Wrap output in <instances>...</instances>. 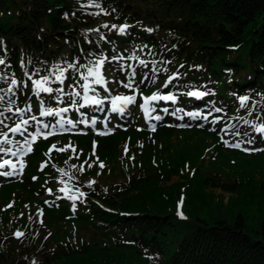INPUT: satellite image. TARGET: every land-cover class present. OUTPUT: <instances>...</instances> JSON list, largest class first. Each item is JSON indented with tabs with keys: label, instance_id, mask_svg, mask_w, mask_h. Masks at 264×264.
<instances>
[{
	"label": "trees",
	"instance_id": "16d2710c",
	"mask_svg": "<svg viewBox=\"0 0 264 264\" xmlns=\"http://www.w3.org/2000/svg\"><path fill=\"white\" fill-rule=\"evenodd\" d=\"M95 2L108 14L90 15L99 9L81 7L89 0H0V59L5 61L0 65V77H4L0 79V96L4 97L0 101V111L8 107L9 100L15 101L13 112H5L0 117L5 125L14 126L21 118L32 115L38 117L40 99L45 101L46 107L65 104L70 116H76L78 110L85 113L88 109H96L95 114L100 117L118 120L115 112L111 111L109 94L99 85L92 86L96 89L95 94L102 99L107 97L100 112L94 105L73 108L67 96L61 97L63 103L50 99L46 93L37 97L33 94L31 81L25 76V72L31 73L36 69L41 70L40 75H48L55 66L63 68L68 63L88 66L89 62L106 57L101 74L109 81V91L130 92L123 83L127 82L129 73L135 72L139 91L174 89L178 94L179 108L203 104L204 115L211 110L208 121H192L186 128L198 130L203 136L217 135L220 148L232 149L223 142V138L230 145L231 141H246L251 137H257L254 145L264 147V140L239 119L243 117L257 124L264 121V112L260 111L264 108V0ZM105 24H128L130 27L124 34H119L115 29L101 27ZM93 29L98 31H90ZM141 60L145 62L143 65ZM80 73L86 74L87 67L79 68L78 72L69 69L63 84L57 81L47 86L70 92L68 85L72 84L83 95L79 87L83 83ZM142 78L144 83H140ZM12 79H16L18 84L11 85ZM50 79L55 80V77ZM166 79L167 87L162 84ZM9 87H13L15 95L7 93ZM191 88H201L209 94L199 99L189 97L186 93ZM240 96L249 97L247 107H240ZM253 104L256 108L249 116ZM28 105L32 112L15 114L16 107L23 109ZM217 107L221 112L214 111ZM138 116L139 112L133 111L122 117L133 122ZM213 118H217L215 124L210 123ZM31 123L29 120L28 126L31 127ZM201 124L204 127H198ZM115 129L116 133L103 137L109 149L115 136L136 130L135 127ZM177 129V125H166L165 122L158 128L165 134ZM237 130L240 134L234 135ZM0 131H7V128L0 125ZM245 132L250 135H244ZM87 133L92 135L93 132ZM48 141L55 143L59 139ZM70 141L75 145L74 140L70 138ZM107 145L103 150H108ZM57 149L62 148L54 149L47 166L40 170L46 174L33 175L37 178L35 180L26 174L19 180H10L3 185L0 194L16 191L21 198H31L35 193L51 189L46 201L56 207L60 218L91 220L103 228L105 234L117 240V248L106 253L107 258L117 264H264V221L255 229L261 235L255 236L245 229L240 214L233 223L220 217L199 223L192 218L176 217L171 211L175 208L181 186L184 187L186 182L184 203L186 209L192 210L213 200L211 187L229 192L241 189L247 191L245 195H252V189L243 188L242 182H229L215 172L205 175L195 172L190 177L180 171L179 180L161 185V180L153 173L155 171H140L130 174V185L123 191L122 184L108 188L94 178H84V165L72 161L78 156H70L69 149L63 152ZM181 162H176L169 170L177 171L176 166ZM28 164L36 172L35 163L30 162V158ZM81 165L83 171L79 170ZM58 169H64L65 174L62 175ZM90 181L95 183L89 186ZM13 186L22 190H15ZM260 187H264V180ZM61 188L65 191L61 192ZM126 192L130 194L125 196ZM230 200L231 196L226 203ZM17 231L23 232L24 236L16 238L13 234ZM128 249L131 255L124 257V250ZM72 252L80 250L70 251L59 244L49 246L45 240L40 242V234L35 230L0 228V264H33V261L50 264ZM80 253L88 256L87 250ZM71 260L69 257L66 262Z\"/></svg>",
	"mask_w": 264,
	"mask_h": 264
},
{
	"label": "rangeland",
	"instance_id": "374dc122",
	"mask_svg": "<svg viewBox=\"0 0 264 264\" xmlns=\"http://www.w3.org/2000/svg\"><path fill=\"white\" fill-rule=\"evenodd\" d=\"M165 83H167L166 80H162V84ZM148 92V90L144 91L143 94ZM199 109L193 107L189 112L201 113ZM169 113L173 117L171 111ZM191 118L189 116L188 120ZM142 123L148 125L144 126L140 123L138 129L115 136L111 149L107 143L103 142V137H106V134L91 136L78 133V130L69 135L62 133L53 135V140L59 139L53 144L48 140L40 143L36 140L32 144L33 151L22 154L29 156L30 162L35 163L36 172L32 171L30 169L32 165L28 164L23 168L26 172L22 175L46 174L47 172H40V165L43 162L47 165L53 150L48 155L46 153L52 145H55L56 148L71 150L70 156H78L72 161L76 162L75 164L81 162L84 165L86 168L83 174L84 178H94L96 182L108 188L115 184H122L123 191L130 185V174L140 171L147 173L155 171L153 173L161 180L159 181L161 185L179 180L178 172L180 171L186 172L190 177L195 172L200 175L215 172L229 182H242L243 188L252 189L253 194L245 195L247 191L241 189L229 192L220 187H211L210 190L214 195L213 200L211 199L208 203L199 204L192 210L189 207L186 209L183 202L181 210L184 218H192L196 222L203 223L204 221H213L214 217H220L233 223L237 215L240 214L243 217L245 229L252 235H261L256 233L255 229L260 227L261 221H264V187H260V182L264 180V153L251 156L244 151L246 154L236 149L220 148L217 145L219 139H217V135L203 136L195 129L180 128L165 134L157 128L154 131L150 130L149 125L151 124L145 120ZM132 125L134 124L129 126ZM22 128L24 127L22 126ZM106 129L107 131L111 130L110 128ZM67 137L74 140L75 145ZM93 142L96 145L94 155ZM236 142L240 141L232 143ZM105 144L108 150H103ZM125 146H127V152H125ZM73 148L76 151H73ZM181 160L182 162L176 166L177 171L172 169L171 172L169 169ZM100 163L104 164L103 168L99 167ZM89 164L92 166L89 167ZM167 177L168 179H166ZM4 184H0V190ZM183 185L184 187L181 186L180 191L185 190L187 182ZM12 188L22 190L16 186ZM46 194L47 190L35 193L31 198H21V196H17L16 191H10L7 195L0 194V228L12 231L29 228L39 232L40 242L45 240L49 246L59 244V246L69 248L70 251H88V256L80 252H72L50 264H117L115 260H109L106 256L108 251L117 248L115 245L117 240L114 237L105 234V230L94 225L95 223L91 220H79L76 217L60 218L56 207L53 208L49 203H45ZM128 194L126 192L125 196ZM229 196L232 197V200L227 204L226 200ZM9 203L12 204V207H6ZM174 210L178 209L174 208ZM174 210L171 211L176 217L181 218ZM38 211H42V216L37 215ZM174 244L175 241L172 245ZM126 251L124 250V257H127L128 254L131 255L129 249ZM69 257L72 260L66 262Z\"/></svg>",
	"mask_w": 264,
	"mask_h": 264
},
{
	"label": "snow or ice",
	"instance_id": "6c2138e0",
	"mask_svg": "<svg viewBox=\"0 0 264 264\" xmlns=\"http://www.w3.org/2000/svg\"><path fill=\"white\" fill-rule=\"evenodd\" d=\"M82 8H87V7H95L96 9H99L98 12L95 13H89L90 15H99L101 13L107 15L108 13L106 10H104L99 3H96L95 0H89L88 4H82ZM101 27L104 28H110V29H115L118 31L119 34H124L126 29L130 27L128 24H123V25H102ZM90 31H98V29H93ZM148 31H152L151 29H148ZM101 39H105V37L101 36ZM123 57H113V59H122ZM106 60V57H100L95 60L94 63L89 62L88 66L85 65H76L72 63H68L66 67H60L59 65L55 66L54 70H49L48 75H40L41 70L36 69L34 72H25V76L29 81H31L32 85V91L33 94L37 97H40L41 93H46L49 94L50 99L56 100L58 103H63L64 101L61 99V97L67 96L71 100V106L73 108H83L85 105H94L99 107L100 109L103 108L105 99L98 98V96L95 94L96 89L92 87L93 85H99L101 86L105 92H108L109 89L106 87V84L108 83L105 79V77L101 74V68L104 65ZM145 62L143 60L140 61V64H144ZM5 64V61L3 59H0V65ZM87 67V73H80V80L83 81V83L79 84V87L82 88L83 90V95H81V92L76 90V86L69 84L68 87L71 89L70 92H66L63 88H52L50 86H47L51 83L59 82L61 84L64 83L65 81V73L68 72L69 69H72L76 72L79 71V68H84ZM34 76H37L39 78H33ZM54 76L55 80H51L50 77ZM91 78V80H90ZM146 78V77H145ZM0 79H4V77H0ZM172 77H169V80H171ZM140 83H144V78L141 79ZM18 81L16 79L11 80V85H17ZM167 87V84L164 85ZM123 87L130 90L132 92L131 95H114L110 97V103H111V111L113 112H119L121 115L125 113V110L128 108V106L133 105L137 101V90L139 88V84L136 83L135 81V72L129 73L128 74V79L126 83H123ZM92 92L94 93L93 95H89V93ZM7 93H10L12 95H15V90L13 87H9L7 89ZM56 93L57 95L53 96L52 94ZM209 93L202 92V91H188L186 93L187 96L189 97H196L197 99L204 97L205 95H208ZM142 95V94H141ZM239 102H240V107L245 108L247 107V101L249 100L248 96H240L238 97ZM4 97L0 96V101H3ZM83 101L81 103L80 101ZM143 102L139 104V107L142 109L145 118L147 119L149 117V114L151 112H154L156 109L151 107V102L157 101V100H164V101H172L173 103L176 102V96L173 95L172 93H168L166 95H162L158 92H154L151 95L148 96H143L142 97ZM15 104V101L9 100L8 102V107L4 108L2 111H0V117L4 116L5 112H13V105ZM256 108V104H253V109H249V116L253 114V110ZM69 111L68 107H60L58 109H53L51 107H46L45 106V101L43 99L39 100V115L40 116H60L62 113H67ZM165 113L168 112V109L165 108L163 109ZM181 109H176L175 112L171 113L172 115L176 116L177 113L181 112ZM214 111L219 113L221 112V108H214ZM261 112H264V108L260 109ZM15 114H20V113H30L32 112V107L30 105L26 106L25 108H19L16 107L14 109ZM212 112L211 110L209 111L208 115H202L200 112H187L184 113V115L192 117V119L197 120V119H203L205 121H208L209 116H211ZM10 118V117H9ZM178 119H183V116H177ZM257 119H261L260 116L256 117ZM151 119L155 121H161L163 119L162 116L160 115H155L152 116ZM245 125H248L253 132L258 134V137L261 140H264V121L261 123L257 124L252 120H247L244 119L243 117H240ZM29 120L35 121L40 127L36 129L35 134L29 133V136L31 139L26 136L24 139V142L22 144H19L17 142V149L16 151H13L11 147H6L7 145H12L14 142L13 140L9 139V133L12 134H17L20 133L23 135L25 131H27L26 127L22 128V126H27L29 125ZM217 122V118H213L210 123L215 124ZM68 124L72 127H75V124L71 119L69 120H64L63 117L59 121H57V125H59L60 129L64 128V124ZM92 124H95L96 121H92ZM0 125H4V127L7 128V131H0V154H11L12 156H17L19 154H24V153H31L33 151L32 144L33 142L36 141L37 136L43 135L45 139H47L49 136L53 135L52 130L49 129L48 124H41L39 120H37V117L35 115L30 116V118H21L18 123H15L14 126H9L5 125L4 120L0 119ZM180 127H190V125H178ZM55 127V126H53ZM198 127H204L203 124L198 125ZM232 127H236L233 125ZM150 130L154 131L156 128L155 124L149 125ZM43 130H48V131H43ZM99 135H105L106 133L100 132L98 133ZM234 135H239V131L237 130L236 132L233 133ZM244 135L249 136L250 134L248 132H245ZM257 137H251L246 141H241V142H236L232 144H228V141H223L226 145L235 148V149H241L242 144L246 143L249 145V147H244L242 150L246 153H254V152H264V148H258L255 147V140ZM95 142H93V155L95 154ZM56 146L52 145L48 153H51L53 149H55ZM66 149H57V151H65ZM73 151L75 149L73 148ZM125 152H127V146H125ZM17 163H19V168L17 167ZM17 163H13L11 160L4 159L2 162H0V177L4 178H11L14 176H18L22 170H23V163L22 161H18ZM47 165L45 163H41L40 169L42 170L44 167ZM89 167L92 165L89 164ZM100 168L104 167L103 163H100L99 165ZM7 168L8 170H4ZM80 171H83V165L80 166L79 168ZM58 171L63 175L65 174L64 169H58ZM99 174V173H98ZM33 179H37L36 177H33ZM63 183V181H61ZM95 183V181H90L89 186L91 184ZM61 192L65 191V188L60 189ZM49 193H51V189L48 190ZM80 196H84L83 192H79ZM59 198V197H58ZM69 199H75V197H69ZM45 203H48V201H45ZM183 204V197L181 200L178 202L177 205V215L181 216L183 218V213L180 211V208ZM6 207H12V204L9 203ZM27 207V206H26ZM73 208H75V205L73 204ZM42 211H38L37 215L42 216ZM31 218V217H30ZM42 223V221H40ZM16 238H20L24 236L23 232L17 231L13 234ZM47 238V237H46ZM33 264H36L35 261H33Z\"/></svg>",
	"mask_w": 264,
	"mask_h": 264
}]
</instances>
